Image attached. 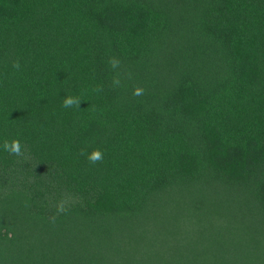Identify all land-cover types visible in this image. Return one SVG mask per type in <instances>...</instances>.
Here are the masks:
<instances>
[{"label": "trees", "instance_id": "obj_1", "mask_svg": "<svg viewBox=\"0 0 264 264\" xmlns=\"http://www.w3.org/2000/svg\"><path fill=\"white\" fill-rule=\"evenodd\" d=\"M0 264H264V0H0Z\"/></svg>", "mask_w": 264, "mask_h": 264}, {"label": "clouds", "instance_id": "obj_2", "mask_svg": "<svg viewBox=\"0 0 264 264\" xmlns=\"http://www.w3.org/2000/svg\"><path fill=\"white\" fill-rule=\"evenodd\" d=\"M110 67L112 69H118L120 67V61L117 58L111 57L109 58L108 61ZM12 67L14 69L19 70L20 69V63L18 60L13 61ZM112 84L114 87L119 86L121 84L119 74H117L113 80ZM94 92L100 93L103 91V86H96L93 89ZM143 94V89L142 88H136L133 92V95L139 96ZM81 103V100L79 97H71V96H66L62 102V107L64 108H70V107H78L79 104ZM3 150L9 153L10 155H15V156H22L24 155L21 151V145L18 139H12L11 141H8L7 139L4 141L3 144ZM84 154V153H82ZM86 159L90 164H96L98 162H101L103 160V153L99 149H93L90 153L86 154ZM56 212L57 214H65L69 210L68 208V201L65 199H61L60 201L57 202L55 205ZM50 222L55 224L56 222V216L54 215L51 217Z\"/></svg>", "mask_w": 264, "mask_h": 264}]
</instances>
